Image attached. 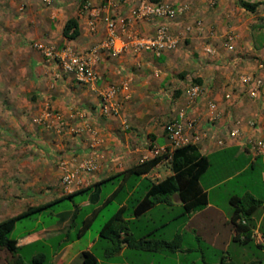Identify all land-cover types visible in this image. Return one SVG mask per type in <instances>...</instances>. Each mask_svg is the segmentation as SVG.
Masks as SVG:
<instances>
[{"label":"crops","instance_id":"crops-1","mask_svg":"<svg viewBox=\"0 0 264 264\" xmlns=\"http://www.w3.org/2000/svg\"><path fill=\"white\" fill-rule=\"evenodd\" d=\"M150 1L176 5L183 0ZM135 2L0 0V221L89 186L94 200L102 185L112 181L118 182L113 193L126 190L122 204L127 211V200L144 181L157 183L173 175L170 159L162 153L169 147L165 126L184 109L186 117L181 122L187 145L197 147L210 164L215 159L221 170L215 184L204 186L200 180L206 204L183 212V203L174 194L138 218H125L131 220L134 233L153 232L150 239L175 241L176 249L148 252L124 245L115 254L122 263H113L94 251L99 238L75 249L79 237L63 243L55 254L52 249L50 264H72L83 252L92 253L98 264H264V249L254 238L238 235L232 223L237 200L254 198L260 206L249 215L248 223L242 221L251 232L264 235V157L253 154L247 145L263 133L249 123L256 120L260 125L264 105L235 88L240 74L264 78V45L257 47L254 38L264 33V0H189V13L170 24L171 32L183 38L176 49L162 55L131 50L117 57L103 53L94 66L98 79L92 88L71 76L55 80V64L31 47L36 40L75 50L97 44L105 36L104 21L112 15H126ZM240 2L260 5L249 12ZM70 18L77 20L79 31L71 40L62 35ZM197 21H201L199 29ZM188 25L193 29L185 33ZM154 26L138 22L132 29L148 36ZM228 32L235 35L231 50L225 44ZM194 79L204 93L189 104L188 91ZM109 86L119 90L117 114L101 110L100 94ZM230 90L235 93L226 101L224 94ZM210 103L221 113L215 122L210 120ZM58 117L63 120L62 129ZM189 121L192 127L187 126ZM236 121L244 144L225 136L224 128H232ZM155 150L160 153L155 155ZM158 156L164 157L149 173L139 176L131 190L128 181L134 176L124 172ZM72 159L93 160L97 169L79 175L81 184L64 192L60 190L59 164ZM69 164L74 169V164ZM255 171L258 173L252 174ZM234 181L237 183L229 185L227 192H220L218 187ZM63 215L57 226L10 238V245L40 241L51 248L53 234L65 233L71 224L72 216ZM173 225V231L167 233Z\"/></svg>","mask_w":264,"mask_h":264},{"label":"built area","instance_id":"built-area-1","mask_svg":"<svg viewBox=\"0 0 264 264\" xmlns=\"http://www.w3.org/2000/svg\"><path fill=\"white\" fill-rule=\"evenodd\" d=\"M214 5V2H211ZM83 8L87 9L88 5L83 4ZM189 0H183L176 5H169L164 2H152L150 0H136L126 15H112L104 21L105 36L97 44L75 50L71 47H57L52 43L43 40H36L32 43V47L38 51L41 56L57 67L54 73L55 80H60L64 76H71L78 84L95 87L98 75L95 71V64L100 56L105 53L110 57H117L126 50L133 53L150 52L155 55H162L176 49L181 42L182 35H174L170 30V24L178 18H182L189 13ZM138 22H146L155 24L154 31L151 35L145 36L132 29V26ZM197 28H200L201 21H197ZM93 28V25H92ZM192 26L184 28L185 33L192 31ZM235 35L231 32L225 35V44L228 49L233 48ZM207 53H212L211 49H206ZM235 87L237 93H245L250 100L260 101L264 105V78L254 74H240ZM118 88L109 86L102 91L101 110L107 114H117L119 110V102L117 101ZM203 88L200 84L191 83L188 91V101L192 104L196 99L203 95ZM234 90H230L224 94V99L229 101L232 99ZM210 110L211 122L217 121L221 117V113L217 111L215 104L208 105ZM186 117V110L181 109L177 113V118L169 122L165 126V132L169 140V147L164 149L168 157L177 148L184 147L188 143L184 138L185 126L182 120ZM60 127L62 129L63 120L58 117ZM252 121L249 123L255 129L263 131L262 135L254 140H249L250 151L259 156L264 157V119L260 121ZM232 128H224L225 136L228 139L236 140L239 144H244L241 137L240 122H234ZM189 127L193 126V122L189 121ZM159 150H155L154 154L158 155ZM69 163L74 164V169L69 168ZM61 184L66 192H70L73 185L81 184L82 180L79 175L86 176L96 171L97 165L93 160L76 161L72 159L70 162L60 161ZM244 223V221H242ZM250 237L254 238L257 244L264 249V235L258 232H251Z\"/></svg>","mask_w":264,"mask_h":264},{"label":"trees","instance_id":"trees-1","mask_svg":"<svg viewBox=\"0 0 264 264\" xmlns=\"http://www.w3.org/2000/svg\"><path fill=\"white\" fill-rule=\"evenodd\" d=\"M259 5L260 3L240 2V6L249 12H255ZM78 34L77 20L74 18L68 19L62 31L63 37L71 40L76 38ZM192 83L199 84L196 79L192 80ZM163 157L164 156H158L126 170L124 172L125 174H132L134 176L131 181H128L130 184L129 188L132 190L136 185L137 178L143 174L149 173ZM169 159L173 175L157 183L144 181L142 183L143 185L138 187L134 194L127 200L129 208L127 211L125 205L122 204L127 195L124 188L118 189V191L113 193V196L103 203V205H107V203L112 200H118L119 195L123 193V197H119L118 200L120 207H118L115 213L109 216L99 231L100 238L105 239L110 243V247L105 250L106 256L117 254L124 245L148 252L175 250L177 247L175 241L167 242L150 239L149 237L152 234L150 232L141 235L134 233L130 228V225L132 224L131 220L125 218H138L157 203L167 202L170 196L174 194H177L182 201L183 212L197 210L206 204V193L200 186V180L211 165L209 159L206 156L201 155L198 152L197 147L191 145L175 149ZM88 190H91V186L74 191L67 194L65 197H71L73 194ZM98 194L99 192L95 193L93 201L97 202L99 197ZM260 204V201L251 197L238 199L237 204H235L236 209L232 223L238 235H243L245 239L249 238L251 233L249 225L246 224L249 221L248 217L257 207L260 206ZM46 205L47 204L30 207L14 217L0 221V255L1 253L6 255L8 264H50L51 257L44 253H36L30 258L29 262L26 261L22 254V251L25 248L35 246L42 242L36 241L18 247H12L9 243V233L13 230V223L30 213L39 211ZM102 208L103 207H99L98 209L100 210ZM95 215L96 214L93 213L89 220L86 219L84 221V226L81 228L76 238L82 237L85 232L90 229ZM73 220L74 219L71 220L68 230L73 227ZM242 220H245L246 223H243ZM39 230H41V228L26 232L24 235L20 236V238H24ZM68 230L66 231V236ZM74 239H62V241L57 243L58 246L55 249L52 248V245L51 248L53 249V254L57 253L62 248L63 243L72 242ZM50 242H52V240ZM80 258L82 259V264H98L96 257L90 252L81 253Z\"/></svg>","mask_w":264,"mask_h":264},{"label":"rangeland","instance_id":"rangeland-1","mask_svg":"<svg viewBox=\"0 0 264 264\" xmlns=\"http://www.w3.org/2000/svg\"><path fill=\"white\" fill-rule=\"evenodd\" d=\"M264 27V26H262ZM259 29V27H257ZM264 29V28H263ZM254 38L256 39V45L259 47V45H264V33L262 35H259L258 37L254 35ZM32 47V44H31ZM34 49V48H33ZM176 113V112H175ZM215 159L212 160L211 167L209 170L202 176L201 183L204 186L212 185L217 183V180L220 178L219 174H221V170L214 164ZM258 173L257 171L253 172L252 174ZM247 172L245 175H248ZM258 176V175H256ZM237 183V181L231 182L228 185L220 186L218 187L220 192L224 191L227 192L229 190V185ZM118 182L112 181L104 183L101 187L99 199L98 202H94L92 199H90L91 190L84 191L81 193L73 194L71 197H64L60 200L51 202L47 204L45 207L40 209L39 211L30 213L29 215H26L25 217L20 218L16 224L13 230L9 233V238L15 239L22 235H24L26 232H29L31 230H35L41 227H50L52 225H58L62 221V212L64 213L63 216H72L73 220V227L68 230V234L66 236V232L63 233L62 230L59 232H55L52 237V242H50L53 249L57 248V243L59 241H62V239H74L77 237V234L80 232L81 228L84 226V221L86 219H90L91 215L95 213V218L92 221L90 229H88L85 234L78 240V242L74 245L77 248H84L87 243L93 242L96 238H99L98 243L95 245L94 251L98 254L105 255V250L110 247V243L100 238L99 231L103 225V223L109 218L110 215L115 213L119 207L118 200L119 197H123V193H121L118 197V200H112L111 202L107 203V205H103V203L106 202V199L113 193L115 188L117 187ZM143 185V184H142ZM60 190L65 192L64 186L60 183ZM28 199H31L33 197L27 195ZM35 199V198H33ZM92 200V201H91ZM99 207H103L102 209H98ZM176 214L175 209L173 210V215ZM155 215V213H153ZM172 214L166 215L164 217L165 219H168ZM71 219V220H72ZM137 224V223H136ZM70 225V224H69ZM137 227H141L140 224H137ZM175 225L172 227H169L167 229V233H171L173 231ZM153 233V232H150ZM151 237H153L151 235ZM156 238V236L154 235ZM54 239V240H53ZM152 239V238H151ZM52 248H49L47 245L43 243H39L35 246L25 248L22 251V254L24 255L27 262H29L30 258L35 255L38 252L44 253L47 256L51 257L52 254ZM0 264H8V261L6 259V255L2 254L0 255ZM111 258V259H109ZM109 259V260H108ZM108 259H103L106 262H113V263H122L121 258L113 256H108ZM72 264H82V259L79 258L75 260Z\"/></svg>","mask_w":264,"mask_h":264}]
</instances>
